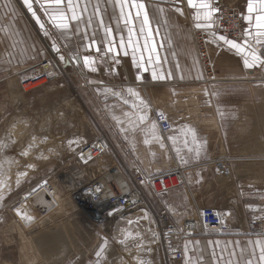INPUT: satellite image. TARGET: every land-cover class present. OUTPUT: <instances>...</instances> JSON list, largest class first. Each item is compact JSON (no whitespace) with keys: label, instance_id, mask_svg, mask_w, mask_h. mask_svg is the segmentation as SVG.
Returning a JSON list of instances; mask_svg holds the SVG:
<instances>
[{"label":"crops","instance_id":"1","mask_svg":"<svg viewBox=\"0 0 264 264\" xmlns=\"http://www.w3.org/2000/svg\"><path fill=\"white\" fill-rule=\"evenodd\" d=\"M146 1L150 15L158 16L153 5L166 10L167 26L161 22L160 35L154 33V42L161 58L167 60L163 71H171L173 79L154 81L150 70L141 72L133 65L131 55H121L120 64L111 65L114 71L109 70V64H103L93 73L83 68L82 60L73 63L69 58V49L72 54L79 50L81 55L97 56L94 49H78V45L89 43L82 39L85 34L83 24L78 31L69 33L68 48L63 46V41L58 43L61 48L59 54L66 57L62 67L74 80L87 79L94 84H102L104 79H113L109 80L112 83L117 81L115 79L119 80L121 86L108 87L115 90L120 86L118 90L123 92V99L128 103H124L126 112L118 116L122 118L120 128L111 133V152L115 156L116 152L121 154L120 171L127 173L131 170L132 176L140 173L146 178L147 183L141 190L153 219L163 209L178 225L193 220L194 216L198 218L199 211L205 207L217 209L223 214L225 233L215 235L200 230L194 237L182 240L180 248L184 260L179 264H185V243L189 244V257H202L200 264H229L230 260L233 264L237 260L239 264H244L241 248L244 250L243 257H248L252 252L249 242L264 241V68L245 69L242 59L234 51L210 43L208 34L213 73L206 80L193 43L192 30L196 28L192 19L193 9L188 8L187 0H175V4L172 0ZM4 3L5 0H0V82L5 77L27 76L37 62L53 53L52 47L48 48L52 41L44 35L23 0H10L11 9L5 8ZM221 3L236 6L241 16L246 14L247 0H213L215 7ZM33 11L49 31H55L35 2ZM108 12L110 15V8ZM105 19L109 26L116 28L114 21L108 20V17ZM71 27L76 29L75 24ZM152 27L156 29L158 25L154 23ZM124 34L126 36V32ZM87 35L92 36L91 29L87 30ZM137 75L142 77L140 81H137ZM198 75L202 78H197ZM77 88L80 91L85 89ZM128 88H134L151 108L167 111L164 113L173 128L162 137L168 148L166 160L158 162L161 166L166 164L165 167H160L151 157L148 166L142 162L144 165L139 163L132 169L129 167L127 157H138L137 152H141L137 143L144 141V132L140 130L144 125H140L135 132H121V128L128 129L129 120H135L139 111L132 107L137 103L135 98L123 91ZM215 91L221 95H211ZM206 92L209 94L206 95ZM125 113L129 115L125 116ZM185 126L194 128L199 139L206 142L202 158L188 165L181 164L177 156V151L185 158L194 155L188 153L181 136ZM169 136L177 137L176 142L170 141ZM117 143H128V147L121 149ZM133 146L137 149L134 151L136 155L131 153L130 147ZM189 147H192L190 143ZM140 156L145 157L144 154ZM251 222L257 223L260 235L248 234ZM117 255L114 249L107 247V264H123ZM253 264H256L255 259Z\"/></svg>","mask_w":264,"mask_h":264},{"label":"rangeland","instance_id":"2","mask_svg":"<svg viewBox=\"0 0 264 264\" xmlns=\"http://www.w3.org/2000/svg\"><path fill=\"white\" fill-rule=\"evenodd\" d=\"M59 56L53 51L27 76L14 75L0 82V264H107V247L118 253L123 264H138V260L179 264L183 258L176 263L165 261L157 223L145 201L129 213L108 215L105 220L81 207L79 200L87 199L89 191L122 192L136 186L137 175L132 176L131 170L129 175L120 171L121 154L116 152L115 156L110 147L111 133L120 128L117 119L122 118L118 116L127 107L124 95L105 94L104 89L121 86L119 80L112 83L109 80L113 79H104L102 84L74 80ZM47 63L50 67L42 69ZM120 86L112 90L120 92ZM148 112L149 121H154L155 112L167 111L149 105ZM158 131L164 148L155 142H138V157H127L131 169L142 162L148 166V161L158 164L166 160L165 134ZM100 138L106 143V152L84 167L78 165L77 155ZM117 144L121 149L128 147V143ZM130 149L136 155L137 149ZM42 187L54 192L56 204L48 211L37 208L31 198ZM18 210L30 215L31 222L22 220ZM193 220L197 222L198 218L194 216ZM101 245L105 248L98 258L95 253Z\"/></svg>","mask_w":264,"mask_h":264},{"label":"snow or ice","instance_id":"3","mask_svg":"<svg viewBox=\"0 0 264 264\" xmlns=\"http://www.w3.org/2000/svg\"><path fill=\"white\" fill-rule=\"evenodd\" d=\"M33 2L39 6L40 10L48 18V23L52 25L54 32L49 31L36 16L33 11ZM23 3L28 11L32 13L33 19L40 25L44 35L52 41L51 47L57 53L61 52L58 43L63 41V46L68 48L69 33L78 31L79 26L81 24L84 25L85 34L82 39L89 41V43L78 45V49L79 47H84L85 50L94 49L97 56L81 55L79 50L72 54L69 49V58L73 63H80L82 60L83 68L89 72H96L98 66L103 64H109V70L114 71L111 65H119L121 62L119 57L121 55L125 57L131 55L133 65L141 72L150 70L154 81L173 79L171 71L167 73L163 71L167 60L161 58L158 47L154 42V33L156 36L160 35L159 26L161 22H163L164 26H167L168 23L164 7L153 5L158 13V16H153L150 15L145 0H95V3H93V0H23ZM172 3L175 4V0H172ZM3 6L11 9L10 0H5ZM187 6L193 9L192 19L194 27L208 31L210 43H217L218 46H226L228 50L234 51L242 59L245 69L264 68V0H247L246 14L242 16V20L247 27L243 29L241 42L230 39L227 35H218L213 30L216 25L215 14L219 11L214 6L213 0H187ZM109 8L111 9L110 15L108 12ZM175 10L183 15L179 8ZM85 17H87V20H85ZM105 17L115 22V29L109 26ZM154 23L158 25L156 29L152 27ZM73 24L76 25L75 30L71 27ZM88 29L92 30L91 37L87 35ZM98 36L100 37L99 39H97ZM160 47L162 48L163 45H160ZM59 58L61 61H65L66 57L61 54ZM177 69H179V65H177ZM197 78H202V76L198 75ZM136 79L140 81L142 77L137 75ZM89 83H92V81H89ZM123 91H126L128 96L135 98L137 103L133 104L132 107L139 109V111L136 113L135 120H129L128 129L121 128V132H135L140 125H147L140 129L145 133L144 143L148 145L155 142L159 144L160 148H164L165 145L161 140L156 121H149V106L147 102L140 98L139 93L134 88H128ZM104 93L121 98L123 95V92H114L110 88H105ZM205 94L208 95L209 93L206 92ZM211 95L219 97L221 93L215 91ZM124 103H128V101L124 100ZM124 115L128 116L129 114L125 113ZM158 115L161 120L165 119L163 113ZM113 118L117 119L116 117ZM117 123L120 124L122 121L117 119ZM149 136L151 137L150 139L148 138ZM181 136L184 137L183 142L188 153H194V155L185 158L180 156L179 151H177L180 163L188 165L191 161H199L205 151L206 142L199 139L194 128L187 126L181 130ZM168 139L175 143L177 137L169 136ZM189 143L192 147H189ZM0 199H3V197H0ZM17 215L25 222L30 223L32 220V217L26 212L21 213L18 210ZM127 238L128 236L126 235ZM249 244L252 247L250 256L243 257L244 250L241 248V259L244 260V264H253L254 259L256 264H264V241L257 240L249 242ZM237 246L239 247V245ZM104 248L105 245H101L100 250L95 253L98 258L101 257ZM137 248H140V245H137ZM188 252L189 244L185 243V264H200L202 257L191 258L188 256ZM229 255L234 256L235 253H230ZM138 264H146V262L138 260ZM229 264H233V262L230 260ZM236 264H239V260H237Z\"/></svg>","mask_w":264,"mask_h":264},{"label":"built area","instance_id":"4","mask_svg":"<svg viewBox=\"0 0 264 264\" xmlns=\"http://www.w3.org/2000/svg\"><path fill=\"white\" fill-rule=\"evenodd\" d=\"M217 8L219 9L215 14L217 26L213 30L219 34L227 35L230 39L242 41V32L245 25L237 7L232 5L226 6L224 3H221ZM192 38L204 77L206 80H209L212 77L213 64L208 47V32L203 30L193 31ZM45 65L47 66L45 70H47L50 64L47 63ZM159 113L155 112L153 118L160 132L166 134L172 130V124L164 113L165 119L161 120L158 115ZM106 150V143L103 138H100L94 143L89 144L77 155V163L82 166L88 165L103 155ZM135 180V187H128L122 192L115 191L103 194L100 191L88 188L91 191H89L87 199L79 200V202H82L81 207L99 219L105 220L108 215L123 214L129 209L142 206L145 198L141 189L143 184L147 183V180L140 173L137 174ZM41 190L45 191L48 199H52L54 194L52 189L48 190L47 187H42ZM154 218L157 223V232L164 252V259L167 263H176L182 260L183 254L179 244L184 239L194 237L198 231L202 230L203 232H212L215 235H223L226 230L223 214L217 209L210 207H205L199 211L197 222L189 220L178 225L172 221L165 209L155 214ZM248 234L251 236L261 234L257 223L251 222L248 224Z\"/></svg>","mask_w":264,"mask_h":264},{"label":"bare ground","instance_id":"5","mask_svg":"<svg viewBox=\"0 0 264 264\" xmlns=\"http://www.w3.org/2000/svg\"><path fill=\"white\" fill-rule=\"evenodd\" d=\"M47 66H43V69H46ZM103 147V146H102ZM84 167V166H83ZM37 193L34 194L33 196H31V198H33L34 200V205L39 208L41 211H48L49 209H52L53 206H55L56 203H54V200L53 199H49L50 201H46L45 197L46 194H45V191H42L41 189L38 191H36ZM35 193V192H34ZM131 209L127 210L126 213H129ZM44 213V212H43ZM118 215H121V214H118ZM183 224V223H181ZM65 235V234H64ZM68 242V241H67ZM65 243V242H64ZM69 244V243H68Z\"/></svg>","mask_w":264,"mask_h":264}]
</instances>
